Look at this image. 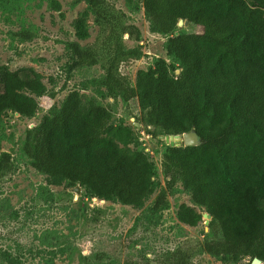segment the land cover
<instances>
[{
  "label": "trees",
  "instance_id": "16d2710c",
  "mask_svg": "<svg viewBox=\"0 0 264 264\" xmlns=\"http://www.w3.org/2000/svg\"><path fill=\"white\" fill-rule=\"evenodd\" d=\"M87 2L89 9L74 21L76 35L89 37L92 12L102 37L86 49L72 43L78 60L71 67L101 62L108 96L136 99L140 120L153 137L192 128L201 137L196 146L168 145L162 164L166 187L151 214L169 207L168 196L181 182L193 202L212 215L209 227L221 238L178 248L172 264H190L195 251L235 263L246 257L264 261V0H142L150 30L167 36V54L179 72L172 74L173 63L158 57L138 70L135 85L118 68L121 61L143 55L141 48L123 43L125 34L140 41L141 30L126 22L113 0ZM181 18L201 30L179 29ZM45 94L50 93L43 75L33 67L0 65V119L8 111L34 116L37 96ZM112 118L110 105L73 90L28 130L23 150L52 184H79L99 199L140 208L155 190V167L145 152L130 146L134 131L110 124ZM11 168L5 152L0 175ZM202 217L188 204L177 212L189 226Z\"/></svg>",
  "mask_w": 264,
  "mask_h": 264
},
{
  "label": "rangeland",
  "instance_id": "374dc122",
  "mask_svg": "<svg viewBox=\"0 0 264 264\" xmlns=\"http://www.w3.org/2000/svg\"><path fill=\"white\" fill-rule=\"evenodd\" d=\"M113 2L126 13V22L137 25L142 33L140 41L124 35L125 47L141 48L143 55L121 61L119 73L135 85L138 70L154 65L158 57L177 68L178 62L167 54V36L150 30L142 0ZM88 9L87 0H0V65L12 70L33 67L43 75L49 93H55V97L37 96L39 107L32 117L8 111L0 119V156L9 153L12 167L0 175V264H172L178 248L221 238L203 217L197 226L178 220L181 204L207 212L193 202L181 182L168 196L169 207L151 214L155 199L166 187L162 164L169 144L148 133L136 99L125 102L108 96L101 84V62L71 67L78 60L72 43L86 49L102 37L92 12L89 37L76 35L74 21ZM179 29L199 32L201 27L189 24ZM73 90L110 105V124L130 127L136 137L130 146L145 152L154 164L155 190L142 207L96 199L84 187L76 193L68 182L52 184L32 166L23 150L28 130L51 115ZM189 263L253 264L250 257L235 263L196 251Z\"/></svg>",
  "mask_w": 264,
  "mask_h": 264
},
{
  "label": "water",
  "instance_id": "95a60500",
  "mask_svg": "<svg viewBox=\"0 0 264 264\" xmlns=\"http://www.w3.org/2000/svg\"><path fill=\"white\" fill-rule=\"evenodd\" d=\"M251 4H253V1L251 2ZM190 22L188 20H184V19H180L178 22V27L182 28L183 26H189ZM179 32L177 31L176 34H178ZM179 72V71H178ZM17 114H19L18 112H16ZM160 139H164L170 146H174V147H179V146H196L199 145L201 143V137L198 134V132L196 131L195 128H192L190 131L188 132H184L182 134H169V135H160L158 136ZM74 191L76 193H80L81 192V186L78 184L74 187ZM96 199H99L98 197H95ZM99 200H104L105 199H99ZM203 218H205L206 223H210L211 219H212V215L208 212H203L202 213ZM252 263L253 264H263L264 261L258 257H254L252 259Z\"/></svg>",
  "mask_w": 264,
  "mask_h": 264
},
{
  "label": "bare ground",
  "instance_id": "6f19581e",
  "mask_svg": "<svg viewBox=\"0 0 264 264\" xmlns=\"http://www.w3.org/2000/svg\"><path fill=\"white\" fill-rule=\"evenodd\" d=\"M104 201V200H103Z\"/></svg>",
  "mask_w": 264,
  "mask_h": 264
}]
</instances>
